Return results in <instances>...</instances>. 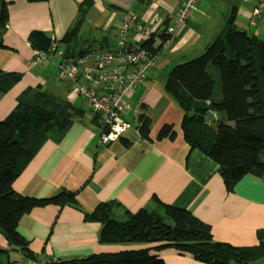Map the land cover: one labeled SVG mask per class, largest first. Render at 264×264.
Instances as JSON below:
<instances>
[{
    "label": "crops",
    "instance_id": "crops-1",
    "mask_svg": "<svg viewBox=\"0 0 264 264\" xmlns=\"http://www.w3.org/2000/svg\"><path fill=\"white\" fill-rule=\"evenodd\" d=\"M9 1L0 68L21 73L22 78L6 93L0 92V120L14 109L24 89L37 84L66 97L71 110L81 109L83 114L61 139H48L13 182L14 189L25 196L49 198L66 191L74 194V201L63 206L35 207L21 218L18 230L30 242L32 257L9 245L0 232V264H39L45 258L61 262L157 245L101 243V223L86 221L85 215L92 213L99 202L108 200L119 202L120 212H136L157 205V197L165 204L189 209L211 226L217 241L237 246L258 243L257 231L264 229V172L252 169L229 193L218 164L185 141L181 128L184 111L165 87L176 65L200 56L210 43L222 39L232 11L239 30L264 39V21L253 17L254 0H199L189 18L172 34L167 32L168 17L182 0H90L84 24L69 53L112 49L120 20L128 12L152 25L155 34L144 45L158 53L154 74L136 87L120 115L132 128L106 144L100 141L95 117L85 100L58 80L55 59L32 64L35 49L29 42L30 34L42 31L59 41L64 51L66 43L61 40L85 0ZM154 17L160 22H154ZM78 99L85 105H79ZM141 115L150 120L151 139L140 136ZM166 123L174 125L177 137L157 140ZM156 253L167 264H204L173 248Z\"/></svg>",
    "mask_w": 264,
    "mask_h": 264
},
{
    "label": "trees",
    "instance_id": "trees-1",
    "mask_svg": "<svg viewBox=\"0 0 264 264\" xmlns=\"http://www.w3.org/2000/svg\"><path fill=\"white\" fill-rule=\"evenodd\" d=\"M9 3L0 0V49L5 47ZM90 6V0L79 6L75 21L61 40L66 43L65 57L88 52L68 50L74 49ZM51 40L38 30L29 36L31 46L40 51H48ZM21 78V73L0 68V92L6 93ZM165 87L184 111L181 128L185 141L218 164L229 193L252 169L264 172V39L239 30L234 11L226 20L222 39L210 43L206 53L176 65ZM209 112L212 118L206 122ZM82 114L81 109L71 110L66 97L37 84L24 89L14 109L0 120V232L9 245L28 257L33 253L30 242L18 230L21 218L35 207L72 202L74 194L25 196L14 189L13 182L48 139H61ZM138 129L143 139H151L150 120L145 115H141ZM176 137L174 125L166 123L156 139ZM154 202L157 205L136 212H120L116 200L102 201L85 219L101 223V243L157 244L155 247L102 252L51 264H167L156 252L168 248L191 254L204 264H253L264 259V229L257 231V244L237 246L215 240L211 226L189 209L165 204L157 197Z\"/></svg>",
    "mask_w": 264,
    "mask_h": 264
},
{
    "label": "built area",
    "instance_id": "built-area-1",
    "mask_svg": "<svg viewBox=\"0 0 264 264\" xmlns=\"http://www.w3.org/2000/svg\"><path fill=\"white\" fill-rule=\"evenodd\" d=\"M199 0H182L177 10L169 14L167 32L172 34L196 9ZM253 17L264 21V0H254ZM154 22H160L154 17ZM152 25L134 12L120 20L117 42L112 49L92 50L75 57H65L59 41L52 39L48 51L35 50L32 64L52 62L58 80L68 85L76 97L85 100L95 117L100 141L120 139L132 124L123 120L128 98L136 87L153 74L158 53L144 45L155 33ZM157 40V39H156ZM55 259H42L39 264H51Z\"/></svg>",
    "mask_w": 264,
    "mask_h": 264
},
{
    "label": "rangeland",
    "instance_id": "rangeland-1",
    "mask_svg": "<svg viewBox=\"0 0 264 264\" xmlns=\"http://www.w3.org/2000/svg\"><path fill=\"white\" fill-rule=\"evenodd\" d=\"M202 53H206V51H204V52H202ZM202 53H201V55H202ZM198 57V56H197ZM190 59H192V58H190ZM189 59V60H190ZM217 89H218V85H217V87H216ZM77 103H80L79 105H85V103H82V100L81 99H78L77 100ZM85 107V106H84ZM220 116H225V114L222 112L221 114H220ZM253 264H264V259H261V260H258V261H254L253 262Z\"/></svg>",
    "mask_w": 264,
    "mask_h": 264
},
{
    "label": "water",
    "instance_id": "water-1",
    "mask_svg": "<svg viewBox=\"0 0 264 264\" xmlns=\"http://www.w3.org/2000/svg\"><path fill=\"white\" fill-rule=\"evenodd\" d=\"M212 112H209L206 116V122H210L211 118H212ZM213 119H215V117H213Z\"/></svg>",
    "mask_w": 264,
    "mask_h": 264
}]
</instances>
